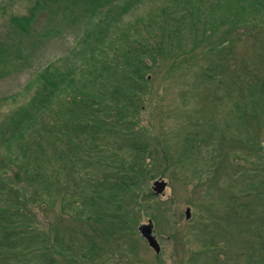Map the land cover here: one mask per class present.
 <instances>
[{
	"label": "rangeland",
	"instance_id": "obj_1",
	"mask_svg": "<svg viewBox=\"0 0 264 264\" xmlns=\"http://www.w3.org/2000/svg\"><path fill=\"white\" fill-rule=\"evenodd\" d=\"M203 1L204 14L186 16L179 36L160 41L163 53L138 82L143 89L134 97V113H127L120 132L98 139L99 152L83 156L82 134L71 125L61 141H49L45 123L70 110L68 91L58 93L53 110L34 120L32 135L39 133L41 142L8 141L0 129V160L10 167L6 192H0V213L6 211L0 216V244L7 250L0 252V264H44L45 257L53 258L51 264H264V11L255 13L258 22L251 31L244 24L233 27L219 9H207L226 0ZM230 1L249 8L245 15L254 10L250 0ZM126 2L119 27L151 22L152 34L162 30L163 14L176 8L174 0H112V7ZM30 5L31 0H0L5 46L0 126L40 89L38 73L48 62L60 58L64 71L79 64L83 55L75 50L83 47L75 48V40L85 20L97 22L96 16L67 18L58 9L37 15L30 33L17 31L10 15L26 14ZM112 73L111 80H124ZM94 91L102 96L104 87ZM52 140L66 160L50 156ZM25 153L36 160L29 167H37L42 177L30 178L35 171L28 170L13 179L14 170L28 163ZM73 153L78 160L70 164ZM89 176L103 178L100 195H84L85 201L70 206V195L78 194L72 183L90 192L93 183L83 184ZM158 178L167 182L162 194L153 193ZM150 218L158 254L138 229ZM5 242L18 246L7 249ZM43 244L50 251L46 256Z\"/></svg>",
	"mask_w": 264,
	"mask_h": 264
},
{
	"label": "trees",
	"instance_id": "obj_2",
	"mask_svg": "<svg viewBox=\"0 0 264 264\" xmlns=\"http://www.w3.org/2000/svg\"><path fill=\"white\" fill-rule=\"evenodd\" d=\"M250 1L254 10L250 9L251 11L248 12V15H245L244 12L249 10V8L244 5H238L237 2L236 4L232 3L230 0H226L224 4H220L217 1L212 3L207 9L211 10L213 8L215 11L219 9L229 16L231 23L234 22L233 27L244 24L252 31L256 27V22H258L255 20V13L259 10L264 11V0ZM174 6L176 8L166 12L167 15L163 14L162 19L165 20L162 22V30L156 34L149 33L150 29L148 28L152 27V24L146 21L129 24L131 28L119 27L118 22L123 13L127 11L129 2L114 8L112 7V0H31V5L26 14H11L10 21L13 28L17 29V31L29 33L36 16L42 11H48L49 14H52L53 12L56 13V10L61 9L67 18L82 20V16H96L97 22L90 25L91 22L85 20L82 30L83 34H79V38L75 40L73 45L75 48L80 44L83 47L82 51H79V49L75 50V53L77 51V53L83 55L79 64L74 67L71 66L64 71L58 66L59 58L48 62L40 70L38 73L39 78L42 80L40 89L35 90L27 103L13 108L7 114L5 123L0 126L4 135L3 138L10 141L13 138L22 140L21 138L23 137L30 138L27 142H41L39 141L41 138L39 133L32 135L34 120L41 111L48 110L50 112L53 110L50 105L58 93L68 91L70 95L66 101L70 106V110L57 119H48L45 123L48 133L52 135L49 141L53 138L61 141V137L67 132L68 126L71 125L72 130L76 134H82L83 146L80 145L79 148L84 151L83 156H90L94 152H99L102 146L98 145V139L103 136L106 138L108 134L115 135L117 133L115 130L119 131L122 129L120 127L121 122L129 119L127 115L134 113L136 108L134 97L143 89L138 82L141 81L144 71L150 68V63L156 62L163 53L160 41L165 38L179 36L184 18L186 16L194 18L195 16L193 15L204 14L202 9L206 4L203 0H174ZM102 24L105 26L102 27ZM115 24H117V27H114V32L110 35L109 27ZM142 28L147 29L145 34H142L144 31ZM106 39L107 42L105 43ZM3 47H5L4 44L0 43V75L5 74V59L2 55ZM2 63L3 66H1ZM114 71H118L121 74L124 79L122 82L111 80L110 73H114ZM98 85L99 88L100 86L104 87L102 96H98L94 91ZM76 108L78 109L77 111H75ZM104 114L106 116L113 115L112 118H115V120L106 122ZM82 116L86 118L84 120L85 123L80 121ZM68 119L72 120L69 121ZM61 120H63L62 123H60ZM123 130L128 131L126 127ZM88 131L91 133V143L87 146ZM103 139L100 141H103ZM51 144V148L48 151L50 156L56 155L59 159L66 160L67 153L62 151L61 148L59 149L55 141L52 140ZM28 146H31L30 143ZM29 154L31 156L34 155L35 158V154L32 151ZM29 154L25 153L28 163L22 168L14 170L13 179H18L21 171L36 170L37 167H29V163L36 161L34 158V160L30 159L28 157ZM74 155L75 153L67 159L70 164H75L78 160ZM120 163H122V160ZM7 168L10 169L3 160H0V192H6V187L9 183L7 179L10 177L5 175ZM1 172H4V174ZM39 172H31L30 178L42 177ZM76 173L85 174V172L81 171ZM84 176L86 177L87 175ZM90 182L93 183V186L89 188L90 192L84 191L82 185L72 183V187L78 191V194H74L75 196L70 195V200H72L70 206L75 203L76 199L85 201L83 199L84 195L92 198L100 195V190L104 188L103 178L99 179L95 176H89L84 179L83 184H90ZM8 191L10 190L8 189ZM44 191L47 192L46 190ZM80 193H82L81 196ZM92 198H86V202H91ZM95 210L96 208L94 207L91 212ZM5 215L6 211L3 210L0 216L4 217ZM7 224L11 225V222L8 221ZM5 234L7 233L4 232ZM11 245L8 242L4 243L7 249L11 247L15 249V246H18ZM1 246L3 245L0 244V252L3 251V253L7 254V250L1 249ZM19 246L21 245L19 244ZM43 246L42 254L46 256L50 251L44 250L47 245L43 244ZM18 249L25 251L26 247L23 250L20 247ZM25 261L24 259L23 262ZM44 261V264H51L53 258L47 260L45 257Z\"/></svg>",
	"mask_w": 264,
	"mask_h": 264
},
{
	"label": "water",
	"instance_id": "obj_3",
	"mask_svg": "<svg viewBox=\"0 0 264 264\" xmlns=\"http://www.w3.org/2000/svg\"><path fill=\"white\" fill-rule=\"evenodd\" d=\"M165 186V182L163 180H155L153 183V189L159 193L162 192ZM187 216H189V210H186ZM139 230L141 234L147 238L149 244L153 246V248L157 251H159V244L157 243V240L155 237L152 235V223L149 222L148 224H143L139 227Z\"/></svg>",
	"mask_w": 264,
	"mask_h": 264
},
{
	"label": "flooded vegetation",
	"instance_id": "obj_4",
	"mask_svg": "<svg viewBox=\"0 0 264 264\" xmlns=\"http://www.w3.org/2000/svg\"><path fill=\"white\" fill-rule=\"evenodd\" d=\"M154 252H155V251H154ZM155 253H156V254H158V253H159V251H156ZM108 264H109V263H108Z\"/></svg>",
	"mask_w": 264,
	"mask_h": 264
}]
</instances>
